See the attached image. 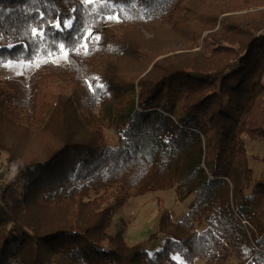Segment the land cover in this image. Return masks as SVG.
Returning <instances> with one entry per match:
<instances>
[{"label":"trees","instance_id":"obj_1","mask_svg":"<svg viewBox=\"0 0 264 264\" xmlns=\"http://www.w3.org/2000/svg\"><path fill=\"white\" fill-rule=\"evenodd\" d=\"M65 52L0 77V264H264V0H0V69ZM172 188L130 241L116 212Z\"/></svg>","mask_w":264,"mask_h":264},{"label":"rangeland","instance_id":"obj_2","mask_svg":"<svg viewBox=\"0 0 264 264\" xmlns=\"http://www.w3.org/2000/svg\"><path fill=\"white\" fill-rule=\"evenodd\" d=\"M117 19H111V22H116ZM67 53H61L50 56L49 58H39L31 61L9 62L0 69V77H7L18 79L27 82L31 73L40 64L47 60L53 62L66 61ZM70 86L60 84L59 81L52 82L47 87L43 88L42 94L39 98L40 104H45L44 107L50 106L53 97L59 93L70 94ZM42 107V108H44ZM250 156L251 164L255 168L256 173L260 171L261 164L259 158L264 155V140L263 139H250L247 136L243 137ZM195 199V195H190L185 199L179 197L176 188L156 191L152 194L139 196L131 200L121 210L117 211L114 217L116 223L124 220L127 226L126 236L132 242H139L147 239L157 231L158 220L163 211H170L175 219H180L185 212L189 209ZM200 228L205 224L199 223ZM158 239H155L157 241ZM152 250L155 247L153 242L147 244ZM179 258V257H177ZM180 259V258H179ZM195 264H206L202 259L198 258ZM228 264H240L237 259L230 260Z\"/></svg>","mask_w":264,"mask_h":264},{"label":"snow or ice","instance_id":"obj_3","mask_svg":"<svg viewBox=\"0 0 264 264\" xmlns=\"http://www.w3.org/2000/svg\"><path fill=\"white\" fill-rule=\"evenodd\" d=\"M73 22V20L64 19L63 21H61V18H57L56 23L50 24V26L55 27L57 31H63L64 29H70L73 26ZM33 33L36 35H40L41 37H43L44 35L42 31L37 32L36 29H33Z\"/></svg>","mask_w":264,"mask_h":264},{"label":"crops","instance_id":"obj_4","mask_svg":"<svg viewBox=\"0 0 264 264\" xmlns=\"http://www.w3.org/2000/svg\"><path fill=\"white\" fill-rule=\"evenodd\" d=\"M155 243V247L158 248L161 245V240H157Z\"/></svg>","mask_w":264,"mask_h":264},{"label":"built area","instance_id":"obj_5","mask_svg":"<svg viewBox=\"0 0 264 264\" xmlns=\"http://www.w3.org/2000/svg\"><path fill=\"white\" fill-rule=\"evenodd\" d=\"M243 223H244V224H248L246 220H243Z\"/></svg>","mask_w":264,"mask_h":264}]
</instances>
